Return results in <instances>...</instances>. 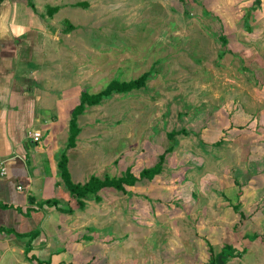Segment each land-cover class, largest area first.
<instances>
[{
    "label": "rangeland",
    "instance_id": "1",
    "mask_svg": "<svg viewBox=\"0 0 264 264\" xmlns=\"http://www.w3.org/2000/svg\"><path fill=\"white\" fill-rule=\"evenodd\" d=\"M260 1L40 0L49 33L59 37L42 44L60 87L46 132L57 158L66 151L83 181L118 177L128 167L139 175L167 150L152 179L90 198L95 229L78 234L81 264H204L198 232L214 254L231 251V264H264ZM144 73L142 88L86 105L76 146L68 148V121L83 92ZM251 240L263 241L261 256L245 260Z\"/></svg>",
    "mask_w": 264,
    "mask_h": 264
},
{
    "label": "crops",
    "instance_id": "2",
    "mask_svg": "<svg viewBox=\"0 0 264 264\" xmlns=\"http://www.w3.org/2000/svg\"><path fill=\"white\" fill-rule=\"evenodd\" d=\"M40 4V0H0V160L7 167V174L0 175V264H64V260L73 264L75 258L81 264L78 234L84 231L85 236L95 229L88 225L93 222L87 209L90 198L84 199L83 208L67 211L71 192L59 161L67 156L74 183L83 184L92 175L76 180L68 153L63 151L57 158L49 144L47 128L58 112L51 101L60 87L42 44L47 35L52 41L59 37L49 33L48 18L41 13ZM198 233L199 258L209 264L211 256L221 251L214 254L205 236ZM251 242L245 260L254 252L261 253L263 241Z\"/></svg>",
    "mask_w": 264,
    "mask_h": 264
},
{
    "label": "trees",
    "instance_id": "3",
    "mask_svg": "<svg viewBox=\"0 0 264 264\" xmlns=\"http://www.w3.org/2000/svg\"><path fill=\"white\" fill-rule=\"evenodd\" d=\"M255 2L259 5L261 3L260 0H255ZM55 10L57 7L54 8ZM220 40L222 44L227 43V38L224 35H220ZM149 76V73H144L140 77L136 79H131V80H112L105 89L102 91L91 94L89 92H83L81 94V101L80 103L73 109L72 112V117L69 122V141H68V146L69 147H74L76 144V138L77 135L80 132V128L78 126V116L79 114L82 113L86 105H96L98 104L104 96H109L113 92L117 93H124V92H130L135 89H140L146 84V80ZM186 132L185 129H180V130H172L171 132L168 133V136L170 138L176 136L177 134ZM167 150H165L164 153H162L159 157V161L154 164L151 167L148 168H143L140 172L139 175H136L135 173L132 172L131 168L128 167L122 174L121 176H108L105 175L104 178H100L96 175H92L88 181H86L83 184L80 183H74L71 180L69 171L67 169V162L68 158L64 154L60 161H59V167L62 172L63 179L65 180V183L70 189L71 192V197L69 200V208L68 212H73L76 208H83L85 206V200L84 199H89L93 197L95 200L99 199V191L105 187H113L117 190L127 192L126 186H133L139 179L143 178H148L152 179L155 175L159 174L162 169H163V162L165 158ZM239 195L242 194L241 191L238 193ZM239 202V201H238ZM238 202L234 206L235 209L238 208ZM256 235H254V238ZM231 248L233 249L232 245H228L226 248ZM211 249V247H210ZM223 251V250H222ZM225 251V250H224ZM227 256L226 258L232 256V252L228 251L225 253ZM218 255L211 256V261L209 264L216 263ZM225 258V257H224ZM225 258V262L227 261Z\"/></svg>",
    "mask_w": 264,
    "mask_h": 264
},
{
    "label": "built area",
    "instance_id": "4",
    "mask_svg": "<svg viewBox=\"0 0 264 264\" xmlns=\"http://www.w3.org/2000/svg\"><path fill=\"white\" fill-rule=\"evenodd\" d=\"M34 136H35V138H38L40 136V133L36 132V133H34ZM5 174H7V167L4 163V161L0 160V175H5Z\"/></svg>",
    "mask_w": 264,
    "mask_h": 264
},
{
    "label": "water",
    "instance_id": "5",
    "mask_svg": "<svg viewBox=\"0 0 264 264\" xmlns=\"http://www.w3.org/2000/svg\"><path fill=\"white\" fill-rule=\"evenodd\" d=\"M213 264H225L224 257L222 255L218 256L216 263Z\"/></svg>",
    "mask_w": 264,
    "mask_h": 264
}]
</instances>
